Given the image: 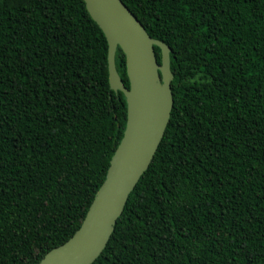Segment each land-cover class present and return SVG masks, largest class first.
<instances>
[{"label":"trees","instance_id":"trees-1","mask_svg":"<svg viewBox=\"0 0 264 264\" xmlns=\"http://www.w3.org/2000/svg\"><path fill=\"white\" fill-rule=\"evenodd\" d=\"M122 1L170 47L174 104L93 264H264V0ZM127 114L83 0H0V264L78 231Z\"/></svg>","mask_w":264,"mask_h":264},{"label":"water","instance_id":"water-1","mask_svg":"<svg viewBox=\"0 0 264 264\" xmlns=\"http://www.w3.org/2000/svg\"><path fill=\"white\" fill-rule=\"evenodd\" d=\"M108 42L109 83L127 100L124 136L106 179L78 231L39 264H93L107 247L131 193L150 167L165 136L174 104L171 49L152 38L122 0H83ZM126 55L129 87L120 77L116 52ZM161 50L158 62L155 48Z\"/></svg>","mask_w":264,"mask_h":264}]
</instances>
